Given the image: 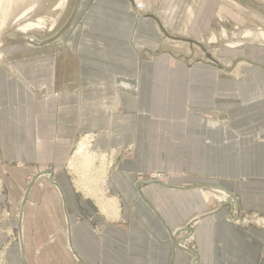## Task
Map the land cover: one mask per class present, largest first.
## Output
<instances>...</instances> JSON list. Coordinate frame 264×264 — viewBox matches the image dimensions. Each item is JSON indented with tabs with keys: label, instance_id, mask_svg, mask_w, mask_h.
I'll use <instances>...</instances> for the list:
<instances>
[{
	"label": "crops",
	"instance_id": "1",
	"mask_svg": "<svg viewBox=\"0 0 264 264\" xmlns=\"http://www.w3.org/2000/svg\"><path fill=\"white\" fill-rule=\"evenodd\" d=\"M92 3L81 39L45 41L0 67L5 264H264V47L244 46L240 77L226 76L217 58L162 53L150 35L171 24L158 15L128 0ZM94 135V152L131 149L107 178L115 215L73 189L74 150ZM48 168L52 180L27 188ZM152 172L165 178L137 177ZM213 187L235 204L206 197ZM233 206L254 223L234 221ZM195 218L182 248L173 234ZM11 231L20 239L6 246Z\"/></svg>",
	"mask_w": 264,
	"mask_h": 264
},
{
	"label": "rangeland",
	"instance_id": "2",
	"mask_svg": "<svg viewBox=\"0 0 264 264\" xmlns=\"http://www.w3.org/2000/svg\"><path fill=\"white\" fill-rule=\"evenodd\" d=\"M60 1L61 0H14L11 3L12 5L9 7L5 22L0 25V67H7L12 64L24 62L23 59L29 58L28 55L31 53L28 52V47H39V44L47 41L48 45L61 48V44L66 43V41L71 42L73 38H82L81 33H83V26L87 21L86 18H88L87 10L94 5L92 2L96 0H67L62 7L59 6ZM141 1L145 3L144 5L146 6V9L141 12L136 9L137 12L140 14L158 15L162 22L167 20L166 24L168 26L171 24V26L165 27L166 32L163 30L161 31L159 26H157L155 32L156 37L150 35L152 38L160 40L159 50L171 58L178 56L184 58V60L189 63H204L212 62L207 57V54H210L214 58L219 59L220 64L223 67L221 69L222 74L238 78L240 77V69L236 72V68H240V61L243 60L242 48L244 46L264 47V45L260 46V44H263L260 38L254 40L252 37L251 39H248L241 36L243 34L245 35L246 31H250L251 33L260 31L264 32V0ZM121 4L125 6L127 5L124 2H121ZM114 6L115 3L113 4V7ZM117 6L121 7V5L118 4ZM189 9L193 12L192 16L190 15L191 17L188 14ZM18 15H22V17L19 16L20 19L17 22L10 24L13 17ZM133 16L135 17L136 15L133 13ZM38 20L43 23L42 26L35 27L28 31L26 30V32L18 30L19 26L29 22L37 23ZM152 22V19H149L148 24L145 26L149 27L148 25L150 23L152 24ZM133 25L135 31L138 25H136L135 22ZM223 31L224 34H222ZM75 32H77V34ZM148 32H151V30H148ZM167 35L178 39H175L174 41L170 40L166 37ZM188 40H190L189 43L187 42ZM230 44L239 45L234 47V45L230 46ZM145 50H150V48L147 46L145 47ZM38 54L40 53L36 52L37 56ZM94 138L95 135L93 140ZM130 150L131 149L127 147L120 148L117 152L103 151L105 153H101L105 155L108 161H106L108 166L105 164L103 173H101L106 180V189H108V175L113 170L115 164L125 155V151ZM109 162H111L110 165ZM95 164L97 166L99 165V162L96 161ZM53 172V170L48 168L43 171H38V173L33 175H29L26 178L27 188H29L32 182L41 174H47V176H49L48 178L52 180ZM72 174L75 176L73 172ZM164 174L165 173L162 172H152L148 175L140 173L137 174V177H141L142 180H160L163 179L165 176ZM158 175H161L162 177H159ZM158 177L159 179H157ZM101 187L104 188L103 185H101ZM214 188L215 187L211 189L207 188L208 191L203 189V191L206 192V197L211 196L216 202H218V204L219 202L220 204L228 201L232 204L235 202V199H232L229 194H227L226 199L222 198L223 201H218L214 195L219 193H216L217 191H215ZM3 189V184L0 181V196L3 193ZM73 189L81 196L85 193L81 189H78V186H76L75 183ZM84 196L90 199V197L85 194ZM235 207L236 206H233L231 209L232 211L230 212V217L234 221L250 225L254 223L255 219L251 216V213L240 217V209H236ZM6 215L7 214H3V217H6ZM199 221L200 218H195L189 222L186 228L184 227L182 229H190V232L192 233L194 232L192 228L195 227ZM255 224H258V222ZM6 234L8 235L6 246L11 242L19 241L20 239V235L16 232L11 231ZM185 234L181 233L174 236L176 243L183 241V236H185ZM192 238L194 239V237H191V239ZM191 239H186L184 241L191 242L193 240ZM4 255V249H1L0 264H5Z\"/></svg>",
	"mask_w": 264,
	"mask_h": 264
},
{
	"label": "bare ground",
	"instance_id": "3",
	"mask_svg": "<svg viewBox=\"0 0 264 264\" xmlns=\"http://www.w3.org/2000/svg\"><path fill=\"white\" fill-rule=\"evenodd\" d=\"M13 1L14 0H0V25H2L5 22V20H6L5 18L8 15L9 7H10V5H12L11 3ZM132 1H133V6H134L135 10L137 9V11L141 12L144 9H146V6L144 5L145 3H143L141 0H132ZM66 2H67V0H61L59 3V6H61V7L64 6ZM19 16L20 15L13 17L10 24L17 22L20 19ZM20 17H22V15ZM42 24L43 23H41L40 20H38L37 23L29 22V23H26V24L19 26L18 30H20L22 32L23 31L26 32V30L28 31V30L33 29L35 27H40V26H42ZM159 24H160V22H159ZM159 24H158V26H159ZM160 26H162V25L160 24ZM160 26H159V28L162 31L163 27L161 28ZM222 34H224V31L222 32ZM241 36L244 38H248V39H251V37H252V39H254V40L260 38L261 42L264 43V32L263 31L254 32V33H251L250 31H246L245 35L243 34ZM166 37L170 40H173V41L175 39H178V38L172 37L170 35H167ZM177 41H180V40H177ZM189 41L190 40H188L187 42L189 43ZM197 43L199 44L198 41H197ZM234 43H236V42H234ZM233 45L234 44H230V46H233ZM238 45L239 44H235L234 47L238 46ZM0 57H1V53H0ZM217 60H219V59H217ZM92 140H93V136H85V137H82L80 139V141L78 142V144L76 146V149H75V152L73 155V159L71 161L70 170L75 174L74 183L76 184V186H78V189H81L82 191H84L85 192L84 194L86 196H88L90 198H94L101 211L115 215L116 211H117L116 201L113 199V197L112 198H106L105 197V194L107 192L106 186H105L106 180H105L104 176H102V174H101V173H103V168H104V165L106 164L107 158L105 157L104 154L94 152L91 150V141ZM96 161L99 162V165H97V166L95 164ZM110 164H111V162H109V165ZM156 176H153V177H156ZM158 176L162 177L161 175H158ZM98 180H99V182H98ZM97 184H98V186H97ZM101 185H103L104 188H102ZM214 190L217 191L216 193H219V194H216V195H219L218 196L219 198L226 199L227 193L224 190H220L219 188L218 189L214 188ZM187 228H189V227H187ZM185 230H187V229H185ZM191 237H194V232H192L189 236H187L186 239L187 240L191 239ZM186 239L184 238V240H186ZM180 247L183 248L184 246H180Z\"/></svg>",
	"mask_w": 264,
	"mask_h": 264
},
{
	"label": "built area",
	"instance_id": "4",
	"mask_svg": "<svg viewBox=\"0 0 264 264\" xmlns=\"http://www.w3.org/2000/svg\"><path fill=\"white\" fill-rule=\"evenodd\" d=\"M157 179H159V177L157 178ZM139 180H142L141 179V177H139ZM161 180V179H160ZM182 232H186V234H185V236L183 237V238H186L187 237V235L188 234H190L191 232H190V229L189 230H184V229H181V230H178V231H176V232H174V236H177V234L179 235V234H181ZM181 238V237H180ZM178 244H179V246H183L184 244L183 243H179L178 242Z\"/></svg>",
	"mask_w": 264,
	"mask_h": 264
},
{
	"label": "water",
	"instance_id": "5",
	"mask_svg": "<svg viewBox=\"0 0 264 264\" xmlns=\"http://www.w3.org/2000/svg\"><path fill=\"white\" fill-rule=\"evenodd\" d=\"M128 1L133 4L132 0H128ZM146 16L155 19L154 15H152V14H147ZM160 27L162 28V26H160ZM162 30H163V28H162ZM207 57L212 59V56L210 54H207Z\"/></svg>",
	"mask_w": 264,
	"mask_h": 264
}]
</instances>
